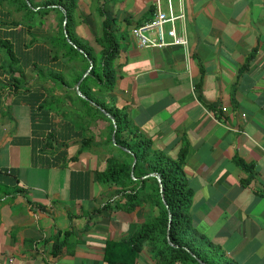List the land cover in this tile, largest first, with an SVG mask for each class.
<instances>
[{
  "label": "crops",
  "instance_id": "0c3cea01",
  "mask_svg": "<svg viewBox=\"0 0 264 264\" xmlns=\"http://www.w3.org/2000/svg\"><path fill=\"white\" fill-rule=\"evenodd\" d=\"M82 1L86 19L75 30L83 40L88 28L86 41L99 49L106 15L119 37L107 98L153 148L174 157L187 148L197 234L233 264H264V0ZM157 9L183 15L174 27L186 44L137 42L132 30ZM11 20L0 8V264H108L106 243L135 235L154 209L115 207L119 188L96 177L109 156L108 122L73 127L68 97L55 105L65 93L61 68L43 41H30L29 28L47 30ZM145 60L149 69L125 70ZM88 136L93 144L77 154ZM149 248L131 264H157Z\"/></svg>",
  "mask_w": 264,
  "mask_h": 264
},
{
  "label": "trees",
  "instance_id": "16d2710c",
  "mask_svg": "<svg viewBox=\"0 0 264 264\" xmlns=\"http://www.w3.org/2000/svg\"><path fill=\"white\" fill-rule=\"evenodd\" d=\"M0 8L10 11V23L16 26H30L31 23L33 25L36 17L41 19L39 22L42 25L46 14H55L57 25L54 28L43 32L39 38L32 36V31L30 32L32 43L37 39L48 43L47 49L42 48L41 51H47L61 68L57 81L58 85L65 89V93L55 99V105L61 106L63 98L68 97L69 107L72 108L70 121L79 131L95 125L97 120L108 122L103 146L105 149L108 147L109 156L106 157L105 168L96 171V177L100 182H108L119 188L115 207L133 211L143 203L149 202L154 209L151 218L140 225L135 235L106 243L107 263L131 264L145 243L149 242L148 251L154 253L157 264H218L219 260H216L215 254H223L219 252V246L208 237L198 235L191 223L193 190L183 171L186 146H183L175 157L153 148L151 138L143 137L136 129L131 128L125 113L107 98V93L112 90L115 81L114 61L121 49L119 37L112 28V18L106 15L102 19V30L94 38L99 47L97 49L90 42L83 40L75 30L81 21L77 20L76 15L79 9L78 0H0ZM67 38L72 43H69ZM5 43L9 45L8 42ZM78 48H81L82 52ZM44 55L45 53L42 54ZM89 66L91 69L79 85L80 92L86 97L83 98L77 94L74 87ZM100 108L105 109L115 119L116 144H113L111 139L113 123ZM92 137H80L81 145L77 154L93 144ZM121 147L127 148L128 151ZM114 150L117 156L112 155ZM134 159L136 162L132 176L131 165ZM239 163L248 171H253L250 165L241 161ZM149 173H157L160 176L162 191L155 176L145 177ZM162 195L167 206L162 201ZM169 214L171 224L167 238ZM207 249L213 253L211 257L206 253ZM223 264H233V261L225 259Z\"/></svg>",
  "mask_w": 264,
  "mask_h": 264
},
{
  "label": "built area",
  "instance_id": "2783aa9c",
  "mask_svg": "<svg viewBox=\"0 0 264 264\" xmlns=\"http://www.w3.org/2000/svg\"><path fill=\"white\" fill-rule=\"evenodd\" d=\"M182 17V14H175L171 11V9L169 12L157 9L154 16L150 20L134 27L132 35L136 37L137 42L143 47L161 48L169 44L184 45L186 44L185 37L177 35L174 27V22ZM165 24H169L171 26L166 30ZM150 33H152V35H150ZM166 36H169L171 40H166ZM243 116H245V114H243Z\"/></svg>",
  "mask_w": 264,
  "mask_h": 264
},
{
  "label": "rangeland",
  "instance_id": "374dc122",
  "mask_svg": "<svg viewBox=\"0 0 264 264\" xmlns=\"http://www.w3.org/2000/svg\"><path fill=\"white\" fill-rule=\"evenodd\" d=\"M84 4L87 5V4H89V2H83L82 0L79 2V9H77V11H76V15L78 17L77 20L86 19L85 18L86 16L84 14L86 11H85V8L83 7ZM96 5H97V3L95 1H93L92 2V7H95ZM94 15H95L96 18H99V15H97L96 12L94 13ZM39 20H41V19L39 17L38 18L36 17V20L34 21V23L37 24V21H39ZM86 21L88 23V19ZM96 22H99V20L96 19ZM42 24H43L42 25V28L45 29V30H48L49 31L50 29L54 28L57 25V18L55 16V14L53 12H50V13L46 14L43 17V23ZM86 25H87V27H90L91 28V25L90 24H85L84 25L85 26L84 27L85 29L87 28ZM165 29L167 30L168 28H165ZM29 31L30 32L32 31V36H37V38H39L40 35H41V32L36 31V30H33L32 28H29ZM86 31H87L86 33L80 34V35L86 37V40L88 38H90L92 40L94 35L92 33H89L88 32V28H87ZM155 34H156V32H155ZM92 43H94V42L92 41ZM43 44L47 45L48 43H46V41H43ZM79 64H81V63H78V65ZM69 72H71V71H69ZM219 252L220 253H223L221 251H219ZM206 253H209V256L210 257L213 254L209 249H207V252ZM215 258H216V260H219V262H223V261H225V259H229L224 253L222 255H219V253H216L215 254Z\"/></svg>",
  "mask_w": 264,
  "mask_h": 264
},
{
  "label": "water",
  "instance_id": "95a60500",
  "mask_svg": "<svg viewBox=\"0 0 264 264\" xmlns=\"http://www.w3.org/2000/svg\"><path fill=\"white\" fill-rule=\"evenodd\" d=\"M27 2H28V0H26ZM67 40H68V42L69 43H72L71 42V40L69 39V38H67ZM75 46V45H74ZM78 50L80 51V52H82V49L81 48H78ZM89 62H90V64H91V60H89ZM91 69V66H89V68L85 71V73L82 75V77L80 78V80L76 83V86H75V89H76V92H77V94L78 95H80L81 97H83V98H86L81 92H80V90H79V85H80V82H81V80L88 74V72H89V70ZM101 110H102V112L106 115V116H108L109 118H110V120H111V122L113 123V132H112V134H111V139H112V142H113V144H116V142H115V131H116V124H115V119H114V117L111 115V114H109L105 109H103V108H100ZM123 150H125V151H128V149L127 148H125V147H121ZM135 162H136V159H134L133 160V163H132V165H131V175L133 176V167H134V164H135ZM148 176H155L156 178H157V180L159 181V185H160V191H162L163 190V188H162V183H161V178H160V176L157 174V173H149V174H147V175H145V177H148ZM134 178V177H133ZM162 201L164 202V204L166 205V201H165V198L163 197V195H162ZM167 206V205H166ZM170 224H171V214H169V220H168V228H167V238H169V236H168V234H169V226H170ZM171 243V242H170ZM172 244V243H171Z\"/></svg>",
  "mask_w": 264,
  "mask_h": 264
},
{
  "label": "clouds",
  "instance_id": "9594fccd",
  "mask_svg": "<svg viewBox=\"0 0 264 264\" xmlns=\"http://www.w3.org/2000/svg\"><path fill=\"white\" fill-rule=\"evenodd\" d=\"M155 14V13H154ZM183 45V44H182ZM137 67H143L145 70L150 68V64L147 60L142 61V62H136L135 64H130L126 66L125 70L128 71H135Z\"/></svg>",
  "mask_w": 264,
  "mask_h": 264
}]
</instances>
